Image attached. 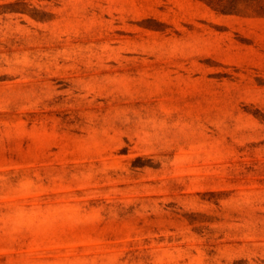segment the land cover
I'll return each mask as SVG.
<instances>
[{"label":"rangeland","instance_id":"obj_1","mask_svg":"<svg viewBox=\"0 0 264 264\" xmlns=\"http://www.w3.org/2000/svg\"><path fill=\"white\" fill-rule=\"evenodd\" d=\"M0 264H264V0H0Z\"/></svg>","mask_w":264,"mask_h":264}]
</instances>
